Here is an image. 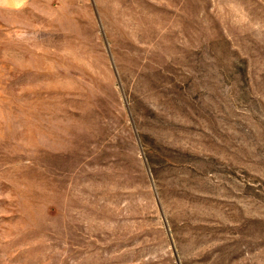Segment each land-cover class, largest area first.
I'll return each mask as SVG.
<instances>
[{"label":"rangeland","instance_id":"374dc122","mask_svg":"<svg viewBox=\"0 0 264 264\" xmlns=\"http://www.w3.org/2000/svg\"><path fill=\"white\" fill-rule=\"evenodd\" d=\"M0 264H264V0H0Z\"/></svg>","mask_w":264,"mask_h":264}]
</instances>
